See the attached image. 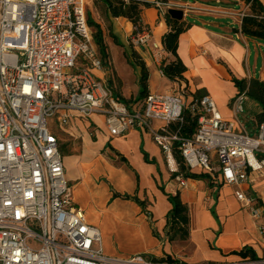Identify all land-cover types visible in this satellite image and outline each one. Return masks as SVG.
Returning a JSON list of instances; mask_svg holds the SVG:
<instances>
[{
	"label": "built area",
	"instance_id": "1",
	"mask_svg": "<svg viewBox=\"0 0 264 264\" xmlns=\"http://www.w3.org/2000/svg\"><path fill=\"white\" fill-rule=\"evenodd\" d=\"M155 5L161 9L165 3ZM151 37L141 20L129 42L141 49ZM103 68L86 0H0V264H172L145 254L104 253L99 228L73 200L52 130L74 116L103 115L113 137L148 130L174 173L175 149L188 171L217 173L226 185L240 187L251 182L250 173H264V122L250 134L239 120L245 92L230 103L233 119L223 117L209 94L188 101L181 86L128 105L98 75ZM186 111L198 122L191 137L171 128L183 122ZM175 178L186 186L182 174ZM235 194L259 220L255 198L244 190ZM258 228L264 240V224Z\"/></svg>",
	"mask_w": 264,
	"mask_h": 264
},
{
	"label": "crops",
	"instance_id": "2",
	"mask_svg": "<svg viewBox=\"0 0 264 264\" xmlns=\"http://www.w3.org/2000/svg\"><path fill=\"white\" fill-rule=\"evenodd\" d=\"M144 1L151 5L143 7L141 20L152 37L145 47L134 49L129 42L134 32L132 22L113 17L101 0H86L88 18L101 26L110 53L109 66L98 75L109 80L115 73L120 83L115 93L132 100V104L139 103L141 70L132 56L135 51L149 71L150 93L166 94L181 86L188 101L195 93L209 94L223 117L233 119L230 103L239 92L233 77L264 81V40L241 31L249 6L243 0H165L159 9L156 0ZM171 8L182 9L183 20L191 23L179 37L178 55L187 68L182 81H173L162 72L163 63L174 59L163 46L169 31L164 14ZM154 45L159 47L158 56ZM113 55L122 58L130 80L118 72ZM159 126L161 123H154V127ZM52 130L73 200L99 228L105 254L120 258L136 254L171 256L187 264H231L244 259L233 253L249 246L264 259V240L258 228L264 224V173H250L251 182L236 187L224 184L217 173L197 171L194 173L210 175L215 187H210L207 179L193 178H185L186 186H181L148 130L134 128L113 137L101 114L74 116L68 125L56 123ZM236 190L261 201L259 220L236 197ZM115 192L137 195L145 201L151 217L136 201L114 197ZM177 193L189 209L190 237L170 241L166 224L172 204L167 194Z\"/></svg>",
	"mask_w": 264,
	"mask_h": 264
},
{
	"label": "trees",
	"instance_id": "3",
	"mask_svg": "<svg viewBox=\"0 0 264 264\" xmlns=\"http://www.w3.org/2000/svg\"><path fill=\"white\" fill-rule=\"evenodd\" d=\"M108 10L110 11L113 17H123L128 19L135 26L139 25L141 21V15L143 7L150 6L151 3L144 0H101ZM166 4L165 0H158ZM250 9V12L246 14L242 19L241 31L243 34L256 38L259 40H264V3L261 0H243ZM164 17L166 19L169 31L163 37V46L164 49L174 56V59L170 62H164L162 65L163 74L173 81H182L185 79L184 73L187 68L182 62L181 58L178 55V46H179V37L186 31L191 23L181 19L173 18L168 12H165ZM88 22L91 28H94L93 38L95 44L98 47V50L104 61V66H109L110 53L109 48L106 43L104 32L99 24L94 22L91 18H88ZM111 36L116 41L115 36L111 33ZM135 63L140 67L141 77H140V94L139 99L143 100L146 96L149 95V71L143 60L137 56V53L134 51L132 53ZM233 81L238 88L239 92H245L247 98L256 100L261 105V112L256 117L255 123L260 124L264 122V81L251 78V79H238L233 77ZM115 93V92H114ZM116 97L128 104H132V100L125 99L121 94L115 93ZM205 95L195 93V98ZM198 127L197 118L190 114L189 111H186L184 114V120L182 123H176L172 125L173 130H179L182 136L191 137L194 135ZM175 158L179 164L178 173L182 174L185 178L193 179H207L209 180L210 187H215V184L211 182L212 178L210 175L205 173H194L187 170L183 163L182 156L178 149L174 151ZM147 159V155L145 154ZM125 160V159H124ZM220 186V184H219ZM218 187V185H217ZM172 208L167 216L166 224V235L170 241L177 239L187 240L190 237V215L189 209L186 204L183 203L180 193L175 195L167 194ZM114 197H121L123 199H130L136 201L143 210L151 217V214L146 210V203L138 198L137 195H121L119 193H114ZM256 206H260L262 203L258 199H254ZM213 216L217 219V213L215 207L211 208ZM154 235L159 237V233L154 229ZM233 254L239 255L241 257L250 258L251 260H261V258L256 256L254 250L245 246L240 251H236ZM153 260L156 262L167 261L172 264H187L176 259H173L171 256L164 258L153 257Z\"/></svg>",
	"mask_w": 264,
	"mask_h": 264
},
{
	"label": "rangeland",
	"instance_id": "4",
	"mask_svg": "<svg viewBox=\"0 0 264 264\" xmlns=\"http://www.w3.org/2000/svg\"><path fill=\"white\" fill-rule=\"evenodd\" d=\"M93 31H94V28H93ZM113 61H114V65L117 68L118 72L124 76L126 75L130 80V77L128 76L129 72L128 73L126 72V67H125V64L122 58L120 59L119 56L113 55ZM108 82L113 88L114 92L116 90L119 91V84H120L119 78L116 76L115 73L110 74V78ZM260 112H261V105L256 100L251 99L249 97L245 99L244 111L239 115V120L250 134H254V132L257 129L255 120ZM53 129L56 130V127ZM231 264H235V263H231Z\"/></svg>",
	"mask_w": 264,
	"mask_h": 264
},
{
	"label": "water",
	"instance_id": "5",
	"mask_svg": "<svg viewBox=\"0 0 264 264\" xmlns=\"http://www.w3.org/2000/svg\"><path fill=\"white\" fill-rule=\"evenodd\" d=\"M168 13L175 19L181 20L184 18V12L182 9L171 8L168 10Z\"/></svg>",
	"mask_w": 264,
	"mask_h": 264
}]
</instances>
